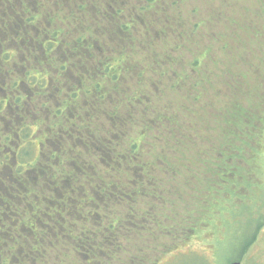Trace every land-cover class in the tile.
I'll use <instances>...</instances> for the list:
<instances>
[{
    "label": "flooded vegetation",
    "instance_id": "af4514ba",
    "mask_svg": "<svg viewBox=\"0 0 264 264\" xmlns=\"http://www.w3.org/2000/svg\"><path fill=\"white\" fill-rule=\"evenodd\" d=\"M213 1L206 16L184 25L176 11L180 0H0V264H50L52 258L38 250L57 243L61 205L77 202L93 215L118 189L112 173L121 177L116 180H122L121 193L129 196L132 150L138 139L141 152L145 146L143 105L152 92L159 112L163 98L175 105L178 91L191 90L178 86V76L194 71L183 61L202 54H179L177 44L185 41L161 37V30L184 26L191 36L202 18L209 28L222 30L234 8L220 3L221 10ZM128 36L136 39L138 59L122 61L126 69L118 78L105 76L96 45L110 53ZM224 42L186 39L194 48L212 50L193 76L210 80L195 100L206 102L205 94L224 89L230 58L219 51ZM243 70L240 64L234 72ZM257 70L250 69V75ZM136 116L129 123L127 117ZM113 118L123 122V130ZM139 188L144 190L141 182ZM60 243L50 248L52 254L61 252ZM96 256L90 253L91 263Z\"/></svg>",
    "mask_w": 264,
    "mask_h": 264
},
{
    "label": "trees",
    "instance_id": "16d2710c",
    "mask_svg": "<svg viewBox=\"0 0 264 264\" xmlns=\"http://www.w3.org/2000/svg\"><path fill=\"white\" fill-rule=\"evenodd\" d=\"M254 1V7L244 6L240 12L233 10L232 16L226 17L222 25L223 31L209 28L203 18L194 24L196 28L191 36L189 31H178V41H185L184 45L177 44L179 54L202 53L193 62L183 61L184 66L194 68V71L187 77L177 78L182 80L178 84L180 88L188 86L191 90L178 91L175 105L171 101H163V98L160 112L153 104V92L147 98L143 105L147 116L145 146L141 152L138 139L136 151L132 150L127 198L121 193L122 180L116 181L121 177L112 173L118 192L113 191L109 200L101 202L93 215L83 213L77 202L63 203L65 200L61 199V235L57 233V243L52 242L45 251L38 250L40 255L52 258L50 264H156L163 255L160 253L149 258L150 252L158 248L163 254L173 252L185 241L204 232L216 242L218 253L227 222L239 219L245 208L256 215L249 217L247 226L256 223L257 218L262 220L263 217L256 213L257 209L254 211L253 207L243 203L246 198L255 201L258 191L264 203V112L260 111V105L264 107V97H253L257 93L253 90H259L256 80L263 77L258 72L262 71L261 68L256 67L254 61L264 62V45L261 46V58L251 43L258 40V34L264 31V23L261 22L264 21V0ZM242 14L250 15L246 28L239 24ZM168 35L172 37L168 30L162 29L159 36ZM191 37L200 42L218 37L225 41L219 51L230 56L225 62V90L208 92L204 95L206 102L201 98L195 100V96L200 87H209L207 81L210 80L205 76H193L199 69L198 62L212 50L210 46L200 49L199 45L195 48L188 45L186 39ZM122 44L111 46L110 53H106L102 45H96L100 51L96 60L103 67L102 73L109 78H118L123 73L121 70L126 69L121 62L125 63V59L131 62L132 58L135 61L140 54L136 39L128 36ZM128 48H131L129 52ZM232 57L237 60H231ZM245 61H249L247 66L242 68L241 65L245 70L241 74L234 72ZM250 69H258L257 75H250ZM237 78L246 84V90L238 92ZM245 92L250 94L247 97L249 106L242 104ZM188 106L195 112H191ZM157 115H161L159 122L154 119ZM137 117L127 119L133 123ZM112 124L120 131L124 129L123 122H116L115 118ZM218 131L220 135H217ZM116 169L114 167L113 171ZM257 179L259 184L253 187ZM139 182L144 190L139 188ZM127 218L128 225H123V219ZM260 227L257 225L254 236ZM53 228L57 232L58 227L55 225ZM240 236L244 245L235 255L236 261L241 260L255 241L253 236H246L242 231ZM60 239L61 252L52 254L50 248H57ZM88 244L93 246L91 251L81 248ZM95 252L94 261L97 260L91 263L90 253Z\"/></svg>",
    "mask_w": 264,
    "mask_h": 264
},
{
    "label": "rangeland",
    "instance_id": "374dc122",
    "mask_svg": "<svg viewBox=\"0 0 264 264\" xmlns=\"http://www.w3.org/2000/svg\"><path fill=\"white\" fill-rule=\"evenodd\" d=\"M183 2H179L177 4L176 11L178 10V14L181 16L184 25L188 22H191V19L201 18L207 15V7L209 6V0H180ZM235 1V2H234ZM230 4L232 8L236 12L242 11V7L244 6H255L254 0H214L212 2V6L220 7L221 10H224V6L221 4ZM236 3V4H235ZM226 11L229 12L230 9L225 7ZM240 8V9H239ZM239 9V11H238ZM240 23L242 28H246L248 22L250 21V15L247 17L246 15L242 14L240 17ZM264 23V21H261ZM178 31H189L187 27L184 26H177L173 32H171L172 37H175ZM234 32V28L232 29ZM244 32L243 30H240ZM235 35V33H233ZM260 37L259 39L253 40L252 49L261 54V58L263 57L262 52V45H264V31L262 34H258ZM168 35L167 37H169ZM242 36H245L244 34ZM249 36V35H248ZM257 36V35H256ZM214 49V48H213ZM181 52V51H179ZM255 66L261 68L262 71H258L263 76L261 79L257 80V86H259V90H257L256 95L253 97H258V99H262L264 97V62L262 61H254ZM249 61H245L242 65V68L247 66ZM171 68L169 67L168 70ZM246 84L239 81V90H246ZM225 90V88L223 89ZM252 91V90H251ZM254 91V90H253ZM253 93V92H252ZM246 95L243 96V105L249 106L247 102V97H250V94L245 92ZM177 98V97H176ZM246 108V107H245ZM260 111L263 114L264 107L260 105ZM254 110L252 109V113ZM257 115V110H256ZM264 163V160H263ZM258 178V177H257ZM259 184V180H255L253 187ZM264 188V185L262 186ZM260 190V189H259ZM259 192V191H258ZM257 192L256 199L250 200L248 198L243 200V203L247 204L248 206L253 207V210L261 215L263 218H257L256 223H252L247 226V222L249 217L256 216L252 214V211L249 208H245V210L240 213L239 219L231 221V223L226 224L225 226V236L224 241L221 243L220 248L216 249V242H213L209 235L202 233L201 235H197L190 240L185 241L182 246L178 249H175L173 252H167L163 254L159 252V248L154 251L150 252L149 258H154L158 256L160 253L161 256L156 264H228L231 261L235 260V255H238V251L243 247V241L241 240V231L246 234V236H253L255 241L247 248L246 252L243 254L241 260L239 261L241 264H264V203L262 204L259 193ZM210 201V199L208 200ZM257 201V203H256ZM256 203V204H255ZM250 211V213H249ZM255 220V221H256ZM257 225H261L260 230L254 236V231ZM244 235V234H243ZM237 250H236V249Z\"/></svg>",
    "mask_w": 264,
    "mask_h": 264
},
{
    "label": "water",
    "instance_id": "95a60500",
    "mask_svg": "<svg viewBox=\"0 0 264 264\" xmlns=\"http://www.w3.org/2000/svg\"><path fill=\"white\" fill-rule=\"evenodd\" d=\"M228 264H241L239 261H231Z\"/></svg>",
    "mask_w": 264,
    "mask_h": 264
}]
</instances>
